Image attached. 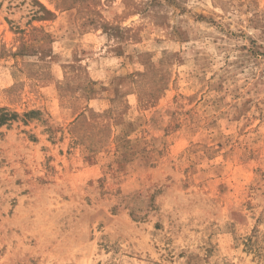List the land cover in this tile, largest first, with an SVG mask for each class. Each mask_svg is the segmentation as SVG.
<instances>
[{"label": "rangeland", "instance_id": "rangeland-1", "mask_svg": "<svg viewBox=\"0 0 264 264\" xmlns=\"http://www.w3.org/2000/svg\"><path fill=\"white\" fill-rule=\"evenodd\" d=\"M0 264H264V0H0Z\"/></svg>", "mask_w": 264, "mask_h": 264}, {"label": "trees", "instance_id": "trees-1", "mask_svg": "<svg viewBox=\"0 0 264 264\" xmlns=\"http://www.w3.org/2000/svg\"><path fill=\"white\" fill-rule=\"evenodd\" d=\"M2 119L1 120H5L6 119V117H1Z\"/></svg>", "mask_w": 264, "mask_h": 264}]
</instances>
